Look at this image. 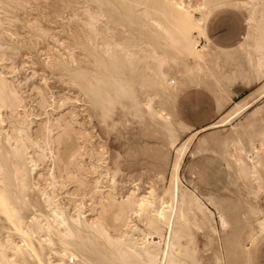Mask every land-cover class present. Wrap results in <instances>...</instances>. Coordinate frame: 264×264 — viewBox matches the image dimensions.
<instances>
[{
    "label": "bare ground",
    "instance_id": "1",
    "mask_svg": "<svg viewBox=\"0 0 264 264\" xmlns=\"http://www.w3.org/2000/svg\"><path fill=\"white\" fill-rule=\"evenodd\" d=\"M73 3L66 6L76 10ZM41 5L0 0V264H223L215 213L236 258L255 264L264 238V128L252 120L264 109V0H86L83 32H69V43L40 19ZM224 9L246 17V32L231 46L208 33L209 19ZM23 51L29 60L19 59ZM244 62L243 78L257 86L234 99L228 73ZM52 75L82 93L102 128L89 152L76 106L59 113L79 99L57 97ZM27 87L44 112L28 107ZM194 90L209 91L219 109L195 129L180 107L168 109V100ZM248 112L254 118L242 120ZM128 115L167 140L164 165L143 184L112 143ZM209 135L219 142L225 180L219 188L205 180L211 190L201 194L181 169Z\"/></svg>",
    "mask_w": 264,
    "mask_h": 264
},
{
    "label": "rangeland",
    "instance_id": "2",
    "mask_svg": "<svg viewBox=\"0 0 264 264\" xmlns=\"http://www.w3.org/2000/svg\"><path fill=\"white\" fill-rule=\"evenodd\" d=\"M73 1H74V3H73L74 7L76 10H72L66 6V3L70 4ZM59 2H61V4ZM85 2H86V0H41V4H42L41 6L43 7L42 11H43L45 17L41 16L40 19L45 21L46 24L48 25V27L51 29V31L54 32L55 34H57V36L59 38H63V39H65L66 42L69 43V42H71V39L69 38V32L70 33H73V32L77 33L78 30L83 32V27H84L83 22L84 21H82V20H85V14L83 13L84 9H81V8H82V5L85 4ZM87 7L88 6H85V9H87ZM88 9L93 10L94 8L92 6H89ZM60 11H61V13H60ZM79 14H81V16ZM51 16L53 18H50ZM58 17H61V18H58ZM73 22L75 24H73ZM209 26L213 27L212 29H214L216 31V37H215V40H217L216 42H218L219 44L233 43V42H236L237 40H240L241 34L244 33L246 30L245 15L243 12L238 11L236 9L220 10L218 13H216L211 18V20L209 22ZM47 42H48L47 40H41L38 44V47L41 48V50H42L41 54L43 56H45V53H46ZM23 52H24L23 58H21L22 56H20L19 59L20 60H22V59L29 60L27 51H23ZM80 57L82 59L89 60V57L87 58V56L85 57L83 54ZM242 59H243V57H242ZM245 64L247 65V63L244 62L242 65H240V67H237V68L233 67L232 70H234V71H232L230 69L229 73H228V76H229L228 87L232 90V92L234 94V99H239L240 97L249 94L250 91L257 86V84L252 82V80L250 78L249 79L243 78L244 75L242 76V74L250 73L249 72V66L248 65L245 66ZM236 69H237V71H235ZM234 73H236L238 75V77H236L237 75ZM239 73L241 75H239ZM233 75L236 78L233 79ZM39 76L40 75H37L34 79H32L31 83L32 82L39 83L41 81ZM248 80H250V81H248ZM247 83H249V84H247ZM29 84H30V82H29ZM51 85H54L53 87H54V90L57 94V97L60 98V97H63L64 95H71L74 98L79 99V101L69 102L66 105L62 106L59 109V113L62 112V113L68 114L69 110L71 109V105L74 104L76 106V111L78 113V117L82 120L85 127L87 128V132L89 133V136H88L89 141H87V145H88L87 150L89 152L90 149L92 148V143L94 141L96 142V140L97 141L101 140V137L98 133H100L102 128L96 124L98 122L97 119H96V123L94 122V124H96V127H95V125H93V123H92V120H90L91 119L90 115L85 110L84 97H83L82 93H80L77 90V88L70 86L68 83L60 84L58 82L57 78L53 75L51 76ZM27 88H29V87H27ZM30 90L31 89L29 88L28 91L30 94L27 97L28 107L30 106L29 108H31L33 110L35 109L34 111L36 113L44 112V111H42V110H44V108L42 109L41 105L38 103L39 99L37 98L38 97L37 94L34 93V91H32V90L30 91ZM33 93H34V95H33ZM194 95H195V97H194ZM213 98H214L213 95L209 91H206V92H205V90L204 91H199V90L189 91V93L186 92L185 94H182L178 98L177 102L174 101L173 99L168 100V103H169L168 109L172 113L174 111V109H176L177 106L180 107L181 109L179 108V116L180 117L183 116L184 118L183 117L182 118L188 124L192 125L193 129H195V128H199V127H202V126L208 124L209 122L214 120L219 115V109L217 107L215 99L213 100ZM208 101H209V103H208ZM262 102H264V101H262ZM226 104H227V102H226ZM228 105H229V103H228ZM228 105H227V107H228ZM48 108H50V106ZM263 112H264V109L261 112V114H259L258 116H255L256 119L254 118V115H252V114H250V116H249V112L245 113V115L241 116V119L242 120L246 119L247 121H249L252 118H254V119H252V120H254V122L256 120L257 121L262 120L263 122L261 121V123L263 124L264 123ZM50 115L53 117V116H57L58 113L50 110ZM204 115H206V116H204ZM43 116H45V115H43ZM201 116H202V118H200ZM245 116H246V118H245ZM247 117H248V119H247ZM259 117H260V119H258ZM249 118H251V119H249ZM126 119L127 120L124 123V125L120 126V129L122 130V134H118L116 131L112 133V143H113L114 149L117 148L120 151H123V156H122L123 158L120 160L122 161L121 162L122 166L125 164L123 166L125 171L129 172V173L132 172L133 174L136 175V177L141 176V178L139 177L138 182L143 184V182H145V181L149 182L150 176H152V174H154L158 169H160L164 165L165 160H166L165 154L167 151V149H166V141L167 140L163 136L161 130L159 128L155 127V125L152 124V126L149 127V129H145L146 124L141 125L132 116L128 115L126 117ZM37 120H39V118ZM238 121L239 120L235 121V123ZM259 123L257 122L256 123L257 125L254 124V127H256L258 129L264 128V124L262 125L260 123V125H259ZM229 127H230V125H228L226 128H229ZM86 128H84V129H86ZM229 130L230 129H222L220 131V133L221 134L227 133V132H229ZM125 133H126V135H125ZM187 133H188V131L180 130L181 136H185ZM211 139H210V135H209V137L207 139L208 144L205 143L204 145H201V146H198L197 142H196L192 147V150H194L195 153L191 154V152H190L188 154L189 156L187 155L186 163L181 169V176L183 174V176H182L183 181L189 186H192V184L197 183L196 185L198 187V192L201 193V192L205 191L204 193H201V194H206V192L208 193L211 190V188H208L205 186L206 181H210V182L214 183L215 188H219L220 186H222L221 183H224L223 181L225 180V169L226 168L224 166V162H222L223 159H222L221 153H220L221 151H220L219 142H218L217 138H211ZM91 141H93V142L91 143ZM209 142H210V144H209ZM206 144H207V146H206ZM214 144H216L217 146ZM211 147L212 148L214 147L216 149L214 150V148L212 149ZM211 150L213 153L211 152ZM130 151H134L133 155H131V156L128 155V153ZM218 151H219V153H218ZM214 155H215V157H214ZM218 155H220V156H218ZM173 157H174V154L172 153L169 160L171 161L173 159ZM138 159H139V161H142L143 164L134 163V160H138ZM84 160H86L85 162L89 161L88 154H85ZM187 168H188V170H187ZM142 169H143V172H142ZM206 171H207V174H206ZM193 172H195L198 176L196 179H194L192 177ZM209 173H211L212 175ZM219 174H221V175H219ZM209 175H211V176L209 177ZM185 178H186V180H185ZM191 180H193V181H191ZM203 181H204V183H203ZM64 190L65 189H63V188H59L58 192L60 193V192H63ZM61 195H63L65 197V200L67 199V196L65 193H63ZM213 209L215 210V208H213ZM217 216H218V214L215 213L214 217H215V222H216L218 232H219L218 233V238L220 241L219 242V248L222 251L223 264H230V263L231 264H242V260L236 258L235 254L232 250L233 248H230V247H233L232 246V238L227 237L228 240L225 238V236H224L225 232L222 230L221 224L219 222V218ZM228 244H229V248L227 249ZM214 250H217L216 247ZM261 251L262 250H259L258 253L256 252L255 254H258V256L263 258L264 253ZM211 254H213V253H211V251H209L210 256H211ZM230 254L232 257L230 256ZM228 256L231 259H229ZM263 259H260V258L256 259L257 261L255 264H264Z\"/></svg>",
    "mask_w": 264,
    "mask_h": 264
},
{
    "label": "crops",
    "instance_id": "3",
    "mask_svg": "<svg viewBox=\"0 0 264 264\" xmlns=\"http://www.w3.org/2000/svg\"><path fill=\"white\" fill-rule=\"evenodd\" d=\"M224 10H227V9H224ZM218 12H219V11H218ZM218 12H216V13H218ZM216 13H215V14H216ZM215 14H214V15H215ZM214 15H213V16H214ZM213 16H212V17H213ZM212 17H211V18H212ZM211 18L209 19V22H210ZM245 20H246V17H245ZM209 22H208V33H209V35L211 36V38L213 39V41L216 42V41H217V40H215V37H216V31H215L214 29H212L213 27L209 26ZM246 30H247V24H246ZM246 30H245V32H246ZM245 32H244V33H245ZM244 33L241 34V39H242V36L244 35ZM241 39H240V40H237V41L240 42ZM237 41H236V42H233V43H224V44H220V45H223V46H231V45H235L236 43H238ZM216 43L219 44L218 42H216ZM238 120H239V119H238ZM236 121H237V120H236ZM238 122H239V121H238ZM236 123H237V122H236ZM259 243H260L263 247H260L259 249H257L256 252L258 253L259 250H262L261 252L264 253V238H263V241H261V242H259ZM256 252H255V253H256ZM259 258H260V259H263L264 257L262 258V257L258 256V254H256L255 259H259ZM263 260H264V259H263ZM256 261H257V260H256Z\"/></svg>",
    "mask_w": 264,
    "mask_h": 264
}]
</instances>
